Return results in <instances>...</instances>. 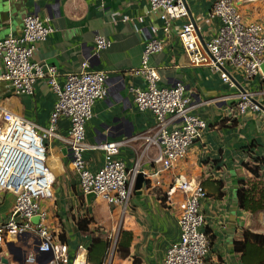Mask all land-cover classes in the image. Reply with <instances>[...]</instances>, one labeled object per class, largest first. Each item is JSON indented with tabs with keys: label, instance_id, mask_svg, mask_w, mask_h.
Masks as SVG:
<instances>
[{
	"label": "crops",
	"instance_id": "0c3cea01",
	"mask_svg": "<svg viewBox=\"0 0 264 264\" xmlns=\"http://www.w3.org/2000/svg\"><path fill=\"white\" fill-rule=\"evenodd\" d=\"M214 1L185 0L190 11L188 19H194L202 43L215 35L220 24L217 17L210 16ZM235 2L244 20L264 25V0ZM28 14L48 20L55 27L46 40L35 45L33 60L54 65L60 84L68 73L79 72L84 60L92 70L107 71V94L94 103L92 118L85 124L88 146L130 139L153 127L154 115L136 107L130 90L145 86L143 78L133 74L132 69L140 64L143 47L151 35L150 26H158L157 37L162 40L163 48L149 57V63L160 75L158 86L170 87L181 82L194 104L192 113L206 122V129L177 161L174 170L200 183L206 191L200 211L204 217L202 230H209L213 235L208 263L241 264L233 252L232 241L245 229H253L254 220L239 208L236 188L240 179L250 176L243 162L258 156L264 170V81L261 77L245 80L240 70L227 68L236 86L230 87L222 81L220 72L190 64L178 37L186 19L175 20L169 30L164 31L158 14L149 12L148 0H0V39L9 33L19 34ZM96 36H103L111 45L93 55ZM240 87L253 93L259 110H246L242 114L236 111ZM54 102V92L43 79L36 81L31 95L15 94L8 84L0 81V108L39 127L48 125ZM68 127V118L61 116L56 135L65 136ZM57 136L45 141L46 164L54 180L53 197L43 202L42 207L48 211V226L57 234H65L71 259L77 246H81V254L87 255L90 234L80 233L75 222L88 217L92 219L90 231L100 230L108 238L118 230L120 240L125 241L124 232L130 233V251L125 253L116 247L112 264H164L166 249L179 237V209L176 200L169 202L164 196L171 179L169 171L153 178L161 179L160 185H147L145 174L152 175L156 170L153 162L156 148L150 147L139 160L124 214L120 207L109 205L99 196L86 199L71 165L70 149ZM250 144L252 147H247ZM144 145L143 139H131L120 148L117 157L131 169ZM83 158L94 171L103 162V152L88 147ZM138 173L143 180L140 188L135 189ZM219 190L221 195H218ZM14 199L10 192L0 193V221L8 216ZM263 220L261 216L256 222L262 230ZM30 250L27 238L8 236L0 246V261L2 264H29L25 262V254ZM109 252L108 249L105 259L110 256Z\"/></svg>",
	"mask_w": 264,
	"mask_h": 264
},
{
	"label": "built area",
	"instance_id": "2783aa9c",
	"mask_svg": "<svg viewBox=\"0 0 264 264\" xmlns=\"http://www.w3.org/2000/svg\"><path fill=\"white\" fill-rule=\"evenodd\" d=\"M148 6L149 12L158 14L164 31H168L175 20L186 19L178 37L190 64L208 66L220 72L222 81L230 87L236 86L228 76L227 68L240 70L245 80L260 76L264 81L260 69L264 61V25L244 20L235 0L213 2L210 16L217 17L220 24L215 35L203 43L195 25L188 19L184 0H148ZM138 20L141 22L142 18ZM54 31L55 27L48 20L28 14L19 34L9 33L0 39V81L8 84L15 94L31 95L36 81L43 79L55 95L46 127H39L0 108V193L10 192L15 197L8 216L0 221V246L5 244L8 236L24 237L31 245V250L25 254L26 263H35L39 256L43 264H91L87 255L80 253L81 246L71 259L67 243L60 241L58 234L48 226V211L42 207L43 202L53 197L54 180L46 164L45 141L57 136L58 119L64 116L69 120L67 134L57 137L70 149L71 165L78 176L80 190L120 207L122 213L127 209L141 156L150 147L156 148L153 158L156 170L145 176L149 186L155 187L161 184V179L153 178L160 172L169 171L171 179L164 196L169 202L176 200L179 209V237L166 249L164 264H209L210 241L202 230L204 217L200 211L206 191L200 183L192 182L182 172L174 170L177 161L200 138L206 122L192 113L194 104L181 82L170 87L158 86L160 75L149 63V57L163 48L162 40L157 37L158 26H150L151 35L143 47L140 64L132 69L133 74L143 78L145 86L130 90L136 107L154 115L153 127L130 139L92 146L85 143V124L92 118L94 103L107 94L105 81L108 74L104 70L90 69L88 61L84 60L81 70L68 73L60 84L54 65L33 60L35 45ZM110 45L103 36H96L93 55ZM251 98L254 99L252 92L238 93L236 111L239 114L260 109ZM131 139H143L145 145L134 166L127 169L117 155ZM88 147L103 152V162L94 171L87 167L83 158ZM6 163L10 164L8 169ZM33 217L38 220L33 222ZM118 238V230L108 238L111 253L102 264H112ZM49 256L51 259L48 260Z\"/></svg>",
	"mask_w": 264,
	"mask_h": 264
},
{
	"label": "trees",
	"instance_id": "16d2710c",
	"mask_svg": "<svg viewBox=\"0 0 264 264\" xmlns=\"http://www.w3.org/2000/svg\"><path fill=\"white\" fill-rule=\"evenodd\" d=\"M247 147H252V145ZM262 163L263 161L258 156L252 161L243 162V166L250 176L240 179L236 189V200L239 208L248 212L253 217L254 222H258L260 217L264 216V170ZM147 185H149L148 182ZM219 186L221 187V183ZM221 194L222 192L219 190L218 195ZM91 223L92 219L88 217L79 218L75 222L80 233L90 234L87 261L91 264H102L110 247V241L108 235L100 230L90 231ZM205 233L210 245H212L213 235L209 230H205ZM124 234L127 236L125 241L118 238L116 247L120 251L123 250L128 253L130 251V233L124 232ZM58 237L60 241L66 243L63 232L59 233ZM232 249L238 255L241 264H264V232L245 229L239 237L233 239Z\"/></svg>",
	"mask_w": 264,
	"mask_h": 264
},
{
	"label": "water",
	"instance_id": "95a60500",
	"mask_svg": "<svg viewBox=\"0 0 264 264\" xmlns=\"http://www.w3.org/2000/svg\"><path fill=\"white\" fill-rule=\"evenodd\" d=\"M184 2H185V0H184ZM185 4H186V2H185ZM186 7H187V5H186ZM187 10H188V7H187ZM188 14L190 15V11L188 10ZM190 20H191V22L195 25V28H196V30H197V25H196V23H195V21H194V19L192 18V17H190ZM197 34L199 35V32H198V30H197ZM260 69H261V72L264 74V61L261 63V65H260ZM226 71V70H225ZM240 90L241 91H244L241 87H240ZM252 99V101H254V102H256L253 98H251ZM143 180V176H142V174L141 173H138V175H137V178H136V184H135V186H134V188L135 189H139L140 188V182ZM85 196H86V199L89 201L90 200V198L91 197H94L95 195L93 194V193H88V194H85ZM38 220V217H33L32 218V221L33 222H36ZM78 248V247H77ZM78 250V249H77ZM77 252V251H76ZM49 259H51V256H49V258H48V260ZM19 260V259H18ZM36 262H41L40 261V258H39V256L37 257V260H36ZM42 263V262H41ZM43 264V263H42Z\"/></svg>",
	"mask_w": 264,
	"mask_h": 264
},
{
	"label": "rangeland",
	"instance_id": "374dc122",
	"mask_svg": "<svg viewBox=\"0 0 264 264\" xmlns=\"http://www.w3.org/2000/svg\"><path fill=\"white\" fill-rule=\"evenodd\" d=\"M237 189V188H236ZM125 214V213H124ZM123 214V215H124ZM253 229L254 230H258V231H264V230H262V228H260V226L259 225H257V223L256 222H253ZM114 234V233H113ZM78 247V246H77ZM112 248V247H111ZM109 251H110V249H109ZM109 253H111V251L109 252Z\"/></svg>",
	"mask_w": 264,
	"mask_h": 264
},
{
	"label": "bare ground",
	"instance_id": "6f19581e",
	"mask_svg": "<svg viewBox=\"0 0 264 264\" xmlns=\"http://www.w3.org/2000/svg\"><path fill=\"white\" fill-rule=\"evenodd\" d=\"M5 166H6V169H8V167L10 166V164L6 163Z\"/></svg>",
	"mask_w": 264,
	"mask_h": 264
}]
</instances>
